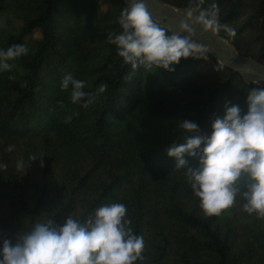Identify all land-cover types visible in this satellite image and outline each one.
<instances>
[{"label":"trees","instance_id":"1","mask_svg":"<svg viewBox=\"0 0 264 264\" xmlns=\"http://www.w3.org/2000/svg\"><path fill=\"white\" fill-rule=\"evenodd\" d=\"M163 1L203 14L241 55L264 63V0ZM127 7L123 0H0V50H29L0 71V164L7 165L0 170V248L3 238L15 243L16 233L49 218L85 223L98 208L123 203L145 242L137 264H264V218L243 211L240 196L221 216H205L186 169L167 154L186 137L210 136L226 102L247 114L248 91L264 85L246 83L210 52L207 60L181 58L171 72L134 71L108 39L122 32ZM206 61L213 67L203 71ZM68 74L85 81L87 108L71 103V86L62 90ZM183 120L200 132L178 128ZM185 158L199 166V157Z\"/></svg>","mask_w":264,"mask_h":264},{"label":"clouds","instance_id":"2","mask_svg":"<svg viewBox=\"0 0 264 264\" xmlns=\"http://www.w3.org/2000/svg\"><path fill=\"white\" fill-rule=\"evenodd\" d=\"M196 22L205 30L214 23L206 20L203 14ZM119 24L122 32L109 34L108 39L117 46L124 63L131 65L134 71L155 67L171 72L181 58L208 59L207 47L193 40L191 27L182 23L181 28L188 35L175 32L169 35L143 0H130L129 7L121 13ZM228 31L235 36V30ZM28 52L22 44L0 50V71H11L13 66L9 61L26 56ZM70 86L71 103L83 101L82 106L87 108L92 103V94L83 90L85 81L68 74L62 78L61 88L67 91ZM106 88L107 85L101 84L98 92ZM58 103L62 105L63 101ZM247 103V114L241 115L238 104L226 102L224 115L216 116L212 122L210 136L186 137L185 143H174L167 149V154L177 160L176 169H186L187 182L207 217L221 216L240 196L245 201L243 211L264 218V88L249 90ZM70 120L68 117L65 122ZM178 128L200 132L199 126L188 120L180 121ZM13 147L9 145L7 151L11 152ZM186 154L199 157V166L190 167ZM37 158L32 156L29 160ZM6 168V164H0V170ZM17 168L23 169L24 162L19 161ZM131 224L123 203L98 208L85 223L71 215L63 225L49 218L35 224L28 232L16 233L15 243L3 238L0 264H137L144 259L145 242L142 235L134 233Z\"/></svg>","mask_w":264,"mask_h":264},{"label":"water","instance_id":"3","mask_svg":"<svg viewBox=\"0 0 264 264\" xmlns=\"http://www.w3.org/2000/svg\"><path fill=\"white\" fill-rule=\"evenodd\" d=\"M126 4L130 0H123ZM153 17L170 33L188 35L181 28L187 24L194 30L193 40L207 47L219 64L230 67L238 72L248 84L264 85V63L254 58L241 55L237 48L226 39L220 37L211 26L207 30L201 23L196 22L199 17L187 7H176L163 0H143ZM191 13V16H189Z\"/></svg>","mask_w":264,"mask_h":264},{"label":"rangeland","instance_id":"4","mask_svg":"<svg viewBox=\"0 0 264 264\" xmlns=\"http://www.w3.org/2000/svg\"><path fill=\"white\" fill-rule=\"evenodd\" d=\"M212 67H213V62H211V61H206V62H204L203 64L200 65V69L203 70V71H208Z\"/></svg>","mask_w":264,"mask_h":264}]
</instances>
